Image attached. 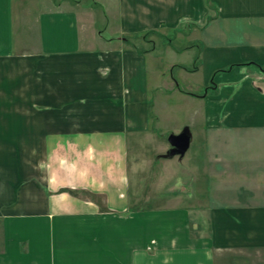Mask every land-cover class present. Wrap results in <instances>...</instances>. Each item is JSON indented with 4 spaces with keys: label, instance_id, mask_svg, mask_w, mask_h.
Segmentation results:
<instances>
[{
    "label": "rangeland",
    "instance_id": "rangeland-1",
    "mask_svg": "<svg viewBox=\"0 0 264 264\" xmlns=\"http://www.w3.org/2000/svg\"><path fill=\"white\" fill-rule=\"evenodd\" d=\"M77 1L80 52L126 50L143 58V83L122 90L139 97L142 88L143 121L72 140L48 133L42 142L31 133L30 144L25 132L3 134L0 264H129L131 256L151 255L152 240L168 230L209 238L217 207L264 203V129L227 126L215 115L221 84L188 76L197 68L195 51H185L195 42V23L121 33L114 0L106 7ZM207 8L209 20L215 7L208 1ZM96 71L97 90L116 93L121 70L111 62ZM13 103L23 113L25 102ZM182 129L190 134L183 156L164 157L167 135ZM230 253L218 264H247Z\"/></svg>",
    "mask_w": 264,
    "mask_h": 264
},
{
    "label": "crops",
    "instance_id": "crops-1",
    "mask_svg": "<svg viewBox=\"0 0 264 264\" xmlns=\"http://www.w3.org/2000/svg\"><path fill=\"white\" fill-rule=\"evenodd\" d=\"M208 1L215 7L209 20ZM114 3L121 33L194 22L195 42L185 51H195L189 60L197 68L188 76L221 84L215 115L227 126L264 129V71L251 68L264 66V0ZM78 11L77 0H0V141L16 132H25L28 144L31 133H40L41 141L48 133L72 140L76 133H122L143 121L142 88L139 97L122 92L143 83V58L126 50L80 52ZM111 62L122 75L116 93L100 92L96 69ZM16 101L25 102L23 113L15 110ZM8 141L14 143V136ZM210 230L203 239L190 238L184 229L174 235L168 230L152 240L151 255L131 256L129 264H218L225 251L247 264H264V203L217 207L210 212Z\"/></svg>",
    "mask_w": 264,
    "mask_h": 264
},
{
    "label": "water",
    "instance_id": "water-1",
    "mask_svg": "<svg viewBox=\"0 0 264 264\" xmlns=\"http://www.w3.org/2000/svg\"><path fill=\"white\" fill-rule=\"evenodd\" d=\"M166 140L170 148L164 154V157L169 158L173 155H177L181 158L189 145L190 134L186 129H182L176 134H168Z\"/></svg>",
    "mask_w": 264,
    "mask_h": 264
}]
</instances>
